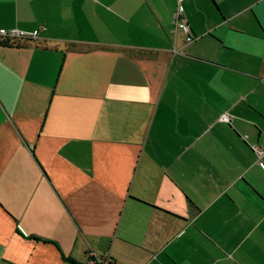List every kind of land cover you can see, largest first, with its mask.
<instances>
[{"label":"crops","instance_id":"0c3cea01","mask_svg":"<svg viewBox=\"0 0 264 264\" xmlns=\"http://www.w3.org/2000/svg\"><path fill=\"white\" fill-rule=\"evenodd\" d=\"M0 29L43 42L0 46V264H264V0H0Z\"/></svg>","mask_w":264,"mask_h":264},{"label":"trees","instance_id":"16d2710c","mask_svg":"<svg viewBox=\"0 0 264 264\" xmlns=\"http://www.w3.org/2000/svg\"><path fill=\"white\" fill-rule=\"evenodd\" d=\"M42 44H43V42L40 41L38 37L37 38L28 37V38H22V39H16V38H10V37H0V46H3V47L20 48V47L27 46V45H34L36 47H39V46H42ZM60 71H61V69H60ZM60 74L61 73L59 72L57 79H56V82H55V85H54V89L56 88ZM191 204L193 205L192 202H191ZM69 261L72 264H78L75 261H73L72 259H69ZM90 262H93L92 264H117L115 261H113L112 259H110L107 256H105V257L104 256L90 257V259L88 260V262L86 264H91Z\"/></svg>","mask_w":264,"mask_h":264},{"label":"built area","instance_id":"2783aa9c","mask_svg":"<svg viewBox=\"0 0 264 264\" xmlns=\"http://www.w3.org/2000/svg\"><path fill=\"white\" fill-rule=\"evenodd\" d=\"M183 17V8L179 5L175 14H174V23L177 28L183 29L185 32L189 33V27L184 21ZM40 30H35L32 33H24L17 30H6V29H0V37H10V38H16V39H22V38H37L39 37ZM222 120L229 121L228 115L222 116ZM256 152L261 155L264 152V149H255ZM264 168V166H263ZM91 264L93 262H90Z\"/></svg>","mask_w":264,"mask_h":264}]
</instances>
